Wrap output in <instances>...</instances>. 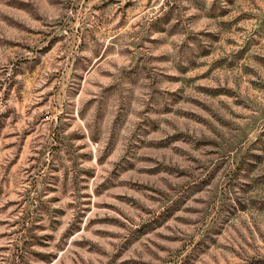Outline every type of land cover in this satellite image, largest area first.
Instances as JSON below:
<instances>
[{
    "label": "rangeland",
    "instance_id": "obj_1",
    "mask_svg": "<svg viewBox=\"0 0 264 264\" xmlns=\"http://www.w3.org/2000/svg\"><path fill=\"white\" fill-rule=\"evenodd\" d=\"M0 264H264V0H0Z\"/></svg>",
    "mask_w": 264,
    "mask_h": 264
}]
</instances>
